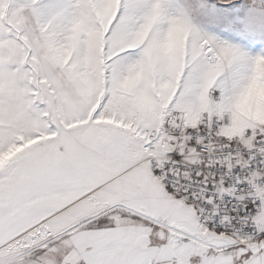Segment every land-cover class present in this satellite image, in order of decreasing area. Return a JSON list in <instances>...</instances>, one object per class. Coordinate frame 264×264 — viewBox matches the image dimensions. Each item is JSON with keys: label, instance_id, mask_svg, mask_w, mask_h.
Listing matches in <instances>:
<instances>
[{"label": "snow or ice", "instance_id": "6c2138e0", "mask_svg": "<svg viewBox=\"0 0 264 264\" xmlns=\"http://www.w3.org/2000/svg\"><path fill=\"white\" fill-rule=\"evenodd\" d=\"M0 264H264V0H0Z\"/></svg>", "mask_w": 264, "mask_h": 264}]
</instances>
